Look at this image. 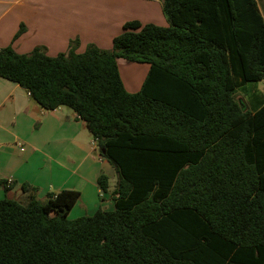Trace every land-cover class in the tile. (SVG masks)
<instances>
[{
  "label": "trees",
  "instance_id": "16d2710c",
  "mask_svg": "<svg viewBox=\"0 0 264 264\" xmlns=\"http://www.w3.org/2000/svg\"><path fill=\"white\" fill-rule=\"evenodd\" d=\"M159 1L168 26L126 22L110 50H0V78L70 108L117 175L114 208L74 220L77 191L0 200V264H264V95L236 100L264 80V16L256 0ZM117 59L148 64L138 92Z\"/></svg>",
  "mask_w": 264,
  "mask_h": 264
},
{
  "label": "crops",
  "instance_id": "0c3cea01",
  "mask_svg": "<svg viewBox=\"0 0 264 264\" xmlns=\"http://www.w3.org/2000/svg\"><path fill=\"white\" fill-rule=\"evenodd\" d=\"M130 21L168 26L159 0H0V50L10 47L28 54L42 47L55 57L67 52L73 40L76 53L89 44L110 50ZM20 28L23 31L17 35ZM121 60L117 66L122 83L136 93L149 66ZM124 69L129 76L124 77ZM92 141L84 121L70 108L44 110L18 84L0 78V182L8 186L5 190L0 185V200H26L21 185L28 184L37 189L36 199L42 203L49 193L79 192L67 216L70 220L91 216L98 209L112 210L117 175ZM113 173L116 182L110 186L108 174ZM101 174L108 178L106 192L97 185Z\"/></svg>",
  "mask_w": 264,
  "mask_h": 264
},
{
  "label": "rangeland",
  "instance_id": "374dc122",
  "mask_svg": "<svg viewBox=\"0 0 264 264\" xmlns=\"http://www.w3.org/2000/svg\"><path fill=\"white\" fill-rule=\"evenodd\" d=\"M256 1L261 14L264 16V0H256ZM123 75L124 77L129 76V72L124 69ZM236 91L238 92L236 94V100L241 104L243 109H248V110H250L251 108L255 109L257 108V106H259V104L263 100L264 80L260 82L247 83L244 87L238 88ZM108 176H109V185L112 186V184H115L116 182L115 173H113V176L110 174H108ZM20 202L22 204H25L26 200L24 199L21 200Z\"/></svg>",
  "mask_w": 264,
  "mask_h": 264
},
{
  "label": "built area",
  "instance_id": "2783aa9c",
  "mask_svg": "<svg viewBox=\"0 0 264 264\" xmlns=\"http://www.w3.org/2000/svg\"><path fill=\"white\" fill-rule=\"evenodd\" d=\"M96 144H97V140H96L95 138H93L92 145H93V146H96ZM9 183H10V182H9Z\"/></svg>",
  "mask_w": 264,
  "mask_h": 264
}]
</instances>
